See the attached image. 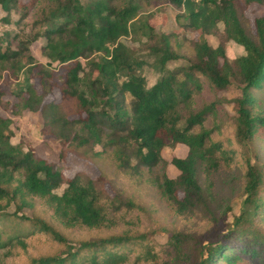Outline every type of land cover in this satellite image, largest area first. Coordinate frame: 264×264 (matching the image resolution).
<instances>
[{"label":"trees","instance_id":"obj_1","mask_svg":"<svg viewBox=\"0 0 264 264\" xmlns=\"http://www.w3.org/2000/svg\"><path fill=\"white\" fill-rule=\"evenodd\" d=\"M33 1L0 0V9L6 17L11 10L24 14ZM163 1L182 9V25L198 35L214 33L221 23L224 40L241 46L243 54L228 60L222 42L210 47L198 37L190 42L187 55L182 54L185 61L169 68V61L182 57L173 49L171 33L155 34L145 24L142 35L151 42L153 65L159 73L148 86L138 72L141 62L119 41L134 32V6L104 2L82 6L78 0H54L52 8L32 20L37 30L31 36L5 32L0 38V79L4 75L20 79L10 92L23 109H39L44 124L62 147L98 162L100 170L108 163L114 176L142 180L179 212L204 204L199 172L232 167L240 176L238 214L225 222L230 210L225 204L220 214L223 227L204 240L194 239L185 253L180 246L190 237L170 233L171 248L186 264H264V165L251 163L237 150L246 144L264 149V14L253 19L252 28L242 16L248 5H263L264 0ZM38 37L44 38L39 49L47 60L43 64L29 51ZM13 40L14 47L10 45ZM33 77L42 87L41 93L35 90ZM231 81L240 96L235 99L232 134L226 143L213 138L212 127L193 132L213 113L215 101L185 114L178 111L179 106L198 93L201 82L215 92ZM46 86L59 90L60 102L43 101ZM125 95L129 96L128 107ZM70 111L77 117H68ZM3 122L0 117V233L6 231L8 237L0 240V248L22 247L25 237L46 235L62 250L32 258L28 264H123L131 255H136L134 260L153 257L152 246L143 235L96 234L69 241L59 233L74 227L95 232L112 227L110 211L117 206L113 207L114 198L105 195L101 187L108 174L64 177L55 163L12 145ZM176 143L187 150L184 157L171 158L178 174L169 178L160 151ZM95 145L100 149L94 150ZM13 173L21 174L17 184L12 181ZM15 198L16 208L8 212L5 201ZM34 199L50 208V216L29 217L20 212Z\"/></svg>","mask_w":264,"mask_h":264},{"label":"rangeland","instance_id":"obj_2","mask_svg":"<svg viewBox=\"0 0 264 264\" xmlns=\"http://www.w3.org/2000/svg\"><path fill=\"white\" fill-rule=\"evenodd\" d=\"M30 0H19L26 2ZM104 2L120 7L125 4L134 6V15L131 20L135 22L134 32L127 36H122L119 41L130 49L134 58L141 62L139 74L144 78L146 85L154 83L159 73L153 65V57L150 50L151 42L142 35L145 24L153 28L155 34L171 33L170 41L173 49H178L180 54L187 55V48L191 46V41L198 37L205 45L215 47L219 42L223 43L224 54L228 60H232L243 54L241 46L231 40L225 41L223 36V26L217 23L214 33L198 35L190 27H184V18L181 15L182 9H178L166 1L154 0H78L82 6H92L93 3ZM54 0H34L28 6L27 11L21 14L19 10H11L6 17L4 11L0 9V38L5 32H15L21 35L31 36L37 29L32 27V20L41 12L52 8ZM264 14V4H250L242 11V16L249 22L252 28V21L257 16ZM179 15V17H178ZM7 18V22L3 19ZM6 42H8L6 40ZM44 44V38L38 37L30 44L29 51L36 62L45 63L47 60L40 53V47ZM14 47L15 41H10ZM92 57V56H91ZM185 61L182 55L175 61H169V68L179 65ZM54 66V65H52ZM123 76H119V80ZM20 79H13L6 75L0 79V117L3 119V128L10 132L9 141L16 148L23 151L31 150L34 156L42 158L48 162H53L62 171L64 177H70L74 173H81L89 178H97L101 172H106L108 178L102 180L104 194L112 201L113 207L117 209L110 211L112 227L106 231L95 232L81 227L65 229L59 233L66 235L69 241L92 238L96 234L105 235L112 233L126 232L132 235H143L145 240L152 246V256L146 260H134L136 255H131L123 264H186L182 255L178 256L172 251L169 240L170 233L185 235L189 239L181 244V252H186L195 239L196 242L210 237L213 232L223 227L225 223L220 221L221 210L227 204L229 211L226 219L230 215L238 214L241 207L242 195L240 194V176L232 167H220L205 174L199 172L198 183L205 198L204 204L196 208L179 212L174 204H170L160 197V195L142 180L127 177L125 175L114 176L113 169L108 163H103L102 170L99 169L98 162L81 156L79 153L69 148H64L59 144L56 137L44 124L39 109L28 111L23 109L10 90L19 84ZM31 82L38 93L42 92V87L36 77ZM43 101H61V95L56 87L46 86L43 93ZM240 96V91L233 81L223 89L212 92L204 82L197 94L192 99L179 106L178 111L185 114L191 109H197L202 105H207L210 101H215L213 113L204 121L202 127H194L193 132L200 129L214 128L212 136L214 139H221L226 143L227 138L232 134L230 127L231 118L235 114V99ZM129 96L125 95L124 102L128 107ZM71 104V103H70ZM69 108V103H66ZM68 117H77L76 113L70 111ZM98 145L94 150H98ZM186 146L181 143L167 145L160 151L161 157L165 160L164 171L167 177L173 178L178 174L177 169L170 163L172 157L182 158L186 153ZM238 153L246 155L251 163L264 165V149L258 145L246 144L237 147ZM240 161H238L239 163ZM236 163V165L238 164ZM113 176V178H112ZM21 178L20 173H13L12 181L17 184ZM61 185L56 189L61 192ZM115 193L117 196L115 198ZM206 202V205H205ZM125 204H129L127 206ZM16 198L12 201H5V210L8 212L16 208ZM22 214L32 216L35 214L50 216V208H45L41 199H34L30 204L24 206ZM229 219H228V218ZM57 230V228L55 227ZM0 240L6 241L8 233L2 231ZM25 246L12 245L0 248V264H28L32 258L41 255H55L62 250V247L50 240L46 235L28 236L24 239Z\"/></svg>","mask_w":264,"mask_h":264}]
</instances>
